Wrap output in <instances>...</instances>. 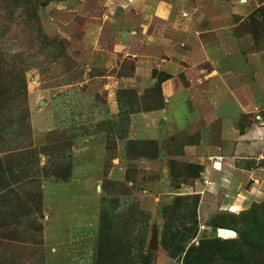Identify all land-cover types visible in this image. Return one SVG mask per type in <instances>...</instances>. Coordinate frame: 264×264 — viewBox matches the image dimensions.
Listing matches in <instances>:
<instances>
[{"label":"rangeland","instance_id":"374dc122","mask_svg":"<svg viewBox=\"0 0 264 264\" xmlns=\"http://www.w3.org/2000/svg\"><path fill=\"white\" fill-rule=\"evenodd\" d=\"M93 2L0 0V67L12 78L0 97V264H184L190 247L227 240L219 229L264 245L262 182L246 187L260 197L246 207L233 198L231 212L219 190L194 189L200 174L194 179L197 168L179 158L195 135L128 139L129 114L157 108L160 96L152 88L139 104L133 88L105 86L115 70L93 65L83 44V14ZM257 4L232 27L231 49L236 73L264 97L255 82L264 80V0ZM62 11L72 19H58ZM130 66L123 62L116 75ZM70 181H80L74 199ZM43 183H63L49 189L54 207ZM65 201L76 210L65 213ZM50 224L57 236L44 239Z\"/></svg>","mask_w":264,"mask_h":264},{"label":"crops","instance_id":"0c3cea01","mask_svg":"<svg viewBox=\"0 0 264 264\" xmlns=\"http://www.w3.org/2000/svg\"><path fill=\"white\" fill-rule=\"evenodd\" d=\"M257 5V0H94L83 14V44L92 64L98 61L108 71L115 70L104 77L109 90L131 87L142 95L139 104L154 86L160 90L157 108L129 114L128 139L160 143L178 132L195 135L196 140L182 143L179 158L201 167L194 189L219 190L229 208L237 206L233 198L244 199L246 207L260 197L247 185L264 186V167L257 165L264 160V97H255L248 79L236 73L231 49L232 27ZM56 17L71 20L73 14L62 11ZM125 61L131 63L129 73L118 77ZM226 79L233 87L224 83ZM255 82L264 84L263 79ZM243 116L250 118L240 129ZM75 183L80 181L64 184L73 193ZM60 184L43 183L44 197L52 206L49 189ZM66 204L65 213L77 208L75 202ZM45 229L44 239L56 238V225ZM70 237L66 231L64 240Z\"/></svg>","mask_w":264,"mask_h":264},{"label":"trees","instance_id":"16d2710c","mask_svg":"<svg viewBox=\"0 0 264 264\" xmlns=\"http://www.w3.org/2000/svg\"><path fill=\"white\" fill-rule=\"evenodd\" d=\"M7 75L3 67H0V97L6 94L7 86L12 81V78H8ZM154 89L160 96L159 88L154 86ZM147 144L150 143L147 142ZM158 150L157 148L155 149V151ZM193 166L197 168L196 173L193 175L195 179L198 178V172H200L201 167ZM194 202L196 205L197 198H195ZM233 250L236 251L232 252ZM184 264H264V245L258 244L256 240L245 238L240 233L236 240L227 239L222 242L205 241L198 244L196 248L190 247L185 252Z\"/></svg>","mask_w":264,"mask_h":264},{"label":"bare ground","instance_id":"6f19581e","mask_svg":"<svg viewBox=\"0 0 264 264\" xmlns=\"http://www.w3.org/2000/svg\"><path fill=\"white\" fill-rule=\"evenodd\" d=\"M230 211L231 212H235V208H231ZM219 231L223 235L224 239H232L234 237V235H235V233L232 230H229V229H219Z\"/></svg>","mask_w":264,"mask_h":264},{"label":"water","instance_id":"95a60500","mask_svg":"<svg viewBox=\"0 0 264 264\" xmlns=\"http://www.w3.org/2000/svg\"><path fill=\"white\" fill-rule=\"evenodd\" d=\"M156 243H157V234H156V231H153L151 238H150V241H149L148 249L151 251L155 250L156 245H157Z\"/></svg>","mask_w":264,"mask_h":264}]
</instances>
